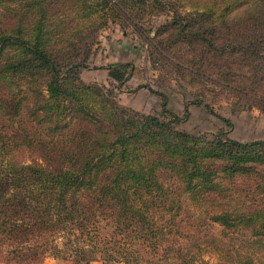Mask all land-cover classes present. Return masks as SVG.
Listing matches in <instances>:
<instances>
[{"label": "trees", "instance_id": "1", "mask_svg": "<svg viewBox=\"0 0 264 264\" xmlns=\"http://www.w3.org/2000/svg\"><path fill=\"white\" fill-rule=\"evenodd\" d=\"M178 1L195 12L181 22L198 36L245 18L264 35V0ZM42 13L23 33L4 20L14 10L0 7V263L43 264L60 252L62 238L87 261L99 255L125 264H183L173 245L180 230H199V242L213 224L218 237L200 241L203 248L220 252L235 234L257 243L264 141L219 134L204 140L156 116L129 114L91 85H74L82 65L71 59L63 73L57 69L41 37ZM25 153L29 160L20 161Z\"/></svg>", "mask_w": 264, "mask_h": 264}, {"label": "rangeland", "instance_id": "2", "mask_svg": "<svg viewBox=\"0 0 264 264\" xmlns=\"http://www.w3.org/2000/svg\"><path fill=\"white\" fill-rule=\"evenodd\" d=\"M0 7L14 10L15 17L4 20L18 23L23 33L32 32L41 9L46 21L41 37L57 69L63 73L71 59L80 62L74 85L98 88V98L127 113L156 116L175 131L204 140L219 134L239 143L264 141V45L259 44L264 35L253 19L198 36L182 26L195 12L178 0H1ZM172 115L184 120L174 122ZM19 160L28 161V154ZM219 230L209 225L199 242L218 237ZM259 231L257 243L241 234L228 237L229 248L221 250L226 253L200 246L195 229L180 230L183 236L173 245L183 264H245L247 259L264 264V228ZM63 242L57 240L60 252L50 253L43 264H125L88 252L94 260H83Z\"/></svg>", "mask_w": 264, "mask_h": 264}, {"label": "crops", "instance_id": "3", "mask_svg": "<svg viewBox=\"0 0 264 264\" xmlns=\"http://www.w3.org/2000/svg\"><path fill=\"white\" fill-rule=\"evenodd\" d=\"M45 264H59V262H58V261H56V260H51L50 262H48V263H45Z\"/></svg>", "mask_w": 264, "mask_h": 264}]
</instances>
